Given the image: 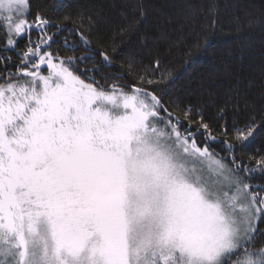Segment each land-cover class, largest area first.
<instances>
[{
	"label": "snow or ice",
	"instance_id": "6c2138e0",
	"mask_svg": "<svg viewBox=\"0 0 264 264\" xmlns=\"http://www.w3.org/2000/svg\"><path fill=\"white\" fill-rule=\"evenodd\" d=\"M30 9L0 0V264H264V186L250 182L264 157L246 165L228 141L218 157L202 116L193 130L189 109L185 125L150 79L81 73L86 57L51 46L88 38ZM245 128L232 129L240 144Z\"/></svg>",
	"mask_w": 264,
	"mask_h": 264
},
{
	"label": "trees",
	"instance_id": "16d2710c",
	"mask_svg": "<svg viewBox=\"0 0 264 264\" xmlns=\"http://www.w3.org/2000/svg\"><path fill=\"white\" fill-rule=\"evenodd\" d=\"M30 4V21L40 14L88 38L84 45L78 35L63 32L54 36L51 46L61 57H86L83 63L77 61L81 73L85 66L100 67L95 78L105 86L150 79L153 84L144 87L155 90L185 125L189 109L193 130L200 128L202 116L216 137L210 151L218 157L230 156L224 141L236 145L234 154L246 165L254 167L256 159L264 157V0H30ZM55 32V27L49 30L50 35ZM36 35L34 31L33 39ZM26 44V38L19 39L18 51ZM100 52L110 57L111 67L103 66ZM9 54L16 59L14 52ZM246 125L252 136L240 144L232 129ZM197 141L203 146L204 136L198 135ZM250 182L264 186V174L253 173ZM262 241L264 237L257 245Z\"/></svg>",
	"mask_w": 264,
	"mask_h": 264
}]
</instances>
